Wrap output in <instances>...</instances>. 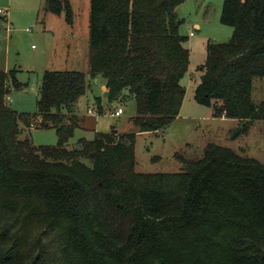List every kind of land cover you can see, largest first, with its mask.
I'll use <instances>...</instances> for the list:
<instances>
[{"label":"trees","instance_id":"obj_1","mask_svg":"<svg viewBox=\"0 0 264 264\" xmlns=\"http://www.w3.org/2000/svg\"><path fill=\"white\" fill-rule=\"evenodd\" d=\"M190 0H91L90 74L110 102L135 100L137 133H157L180 115L189 71L176 10ZM46 10L73 23L70 0ZM228 43L207 44L194 98L213 115L264 121V0H224ZM79 71L44 75L38 114L7 98L23 85L0 71V264H264V163L210 143L177 173L136 170V136L96 133L71 147L73 106L87 89ZM39 119L58 144L20 139Z\"/></svg>","mask_w":264,"mask_h":264},{"label":"rangeland","instance_id":"obj_2","mask_svg":"<svg viewBox=\"0 0 264 264\" xmlns=\"http://www.w3.org/2000/svg\"><path fill=\"white\" fill-rule=\"evenodd\" d=\"M73 23L66 17L46 10V0H0V71L17 70V80L23 85L10 94L9 107L19 115L38 114V100L44 75L47 72L79 71L86 75L87 89L73 106L78 129L72 139L73 147L79 139L93 140L96 133L136 136V170L145 174L177 173L185 169L184 160L203 157L205 147L215 143L232 149L242 157L264 163V121L249 126L239 121L217 118L220 108L202 106L194 98L202 76L199 68L207 59V44L228 43L234 34L232 27L221 22L224 0H190L181 5L176 14L181 21L179 32L188 38L189 71L182 81L186 98L181 115L169 127L157 133H137L135 100L110 102L104 98L103 78L90 74V18L91 0H70ZM200 28L196 29L195 25ZM191 33L194 35L191 36ZM192 80V81H191ZM253 98H264V84L255 83ZM123 108L115 117L112 112ZM28 129L21 122L20 139L30 137L37 147H53L58 136L53 126L46 127L39 119Z\"/></svg>","mask_w":264,"mask_h":264},{"label":"built area","instance_id":"obj_3","mask_svg":"<svg viewBox=\"0 0 264 264\" xmlns=\"http://www.w3.org/2000/svg\"><path fill=\"white\" fill-rule=\"evenodd\" d=\"M0 14L3 15V16H5V17H7V14H8V13H7L6 11L0 10ZM193 35H194V34L192 33V36H193ZM7 101L10 102V101H11V98L8 97V98H7ZM123 113H124L123 108H118L117 111H116L115 113L112 112L111 114H112V116L119 117V116H121Z\"/></svg>","mask_w":264,"mask_h":264},{"label":"crops","instance_id":"obj_4","mask_svg":"<svg viewBox=\"0 0 264 264\" xmlns=\"http://www.w3.org/2000/svg\"><path fill=\"white\" fill-rule=\"evenodd\" d=\"M195 28L198 29V28H200V27H199V25L196 24V25H195ZM191 36H192V33H191ZM189 50H190V49H189ZM182 81H183V80H182ZM191 81H192V80H191ZM103 91L106 92V91H109V90L107 89V87H105V88L103 89ZM183 107H184V104H183ZM183 107H182V109H183ZM181 112H182V110H181ZM180 115H181V113H180ZM180 115H179V117H180ZM179 117H178V118H179ZM178 118H177V119H178ZM220 119H225V120H227L228 118L223 117V118H220ZM228 120H231V119H228ZM232 121H234V122H238V123H239V121H237V120H232Z\"/></svg>","mask_w":264,"mask_h":264},{"label":"water","instance_id":"obj_5","mask_svg":"<svg viewBox=\"0 0 264 264\" xmlns=\"http://www.w3.org/2000/svg\"><path fill=\"white\" fill-rule=\"evenodd\" d=\"M109 91H106L105 93H104V98H108L109 97Z\"/></svg>","mask_w":264,"mask_h":264}]
</instances>
